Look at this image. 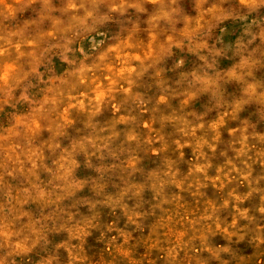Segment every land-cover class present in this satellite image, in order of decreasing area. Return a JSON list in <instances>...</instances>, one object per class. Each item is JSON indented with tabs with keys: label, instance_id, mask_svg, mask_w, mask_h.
I'll list each match as a JSON object with an SVG mask.
<instances>
[{
	"label": "clouds",
	"instance_id": "obj_1",
	"mask_svg": "<svg viewBox=\"0 0 264 264\" xmlns=\"http://www.w3.org/2000/svg\"><path fill=\"white\" fill-rule=\"evenodd\" d=\"M0 264H264V0H0Z\"/></svg>",
	"mask_w": 264,
	"mask_h": 264
}]
</instances>
